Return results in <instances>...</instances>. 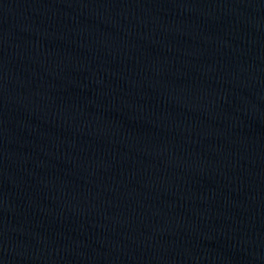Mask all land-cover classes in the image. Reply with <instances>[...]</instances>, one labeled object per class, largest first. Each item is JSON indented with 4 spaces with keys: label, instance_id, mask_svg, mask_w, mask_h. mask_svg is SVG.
Masks as SVG:
<instances>
[{
    "label": "water",
    "instance_id": "water-1",
    "mask_svg": "<svg viewBox=\"0 0 264 264\" xmlns=\"http://www.w3.org/2000/svg\"><path fill=\"white\" fill-rule=\"evenodd\" d=\"M0 264H264V0H0Z\"/></svg>",
    "mask_w": 264,
    "mask_h": 264
}]
</instances>
